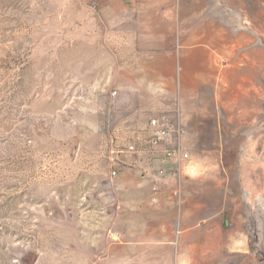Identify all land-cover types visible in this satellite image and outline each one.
Here are the masks:
<instances>
[{
    "label": "rangeland",
    "instance_id": "374dc122",
    "mask_svg": "<svg viewBox=\"0 0 264 264\" xmlns=\"http://www.w3.org/2000/svg\"><path fill=\"white\" fill-rule=\"evenodd\" d=\"M263 13L264 0H0V264H264ZM154 119L189 155L148 169L182 172L165 196L130 185Z\"/></svg>",
    "mask_w": 264,
    "mask_h": 264
},
{
    "label": "built area",
    "instance_id": "2783aa9c",
    "mask_svg": "<svg viewBox=\"0 0 264 264\" xmlns=\"http://www.w3.org/2000/svg\"><path fill=\"white\" fill-rule=\"evenodd\" d=\"M149 129L152 132L151 139L142 145L143 149L140 152L141 160L139 172H144L154 164L164 166L174 160H189L188 154L183 153L180 150L170 148L172 140L181 133V130L160 123L157 119L151 120L149 122ZM132 150L133 147H130L129 151ZM111 175L115 177L116 172L113 171ZM161 177L162 175L160 173L156 176L158 179ZM154 190H157L156 186L154 187Z\"/></svg>",
    "mask_w": 264,
    "mask_h": 264
},
{
    "label": "bare ground",
    "instance_id": "6f19581e",
    "mask_svg": "<svg viewBox=\"0 0 264 264\" xmlns=\"http://www.w3.org/2000/svg\"><path fill=\"white\" fill-rule=\"evenodd\" d=\"M263 14H264V13H263ZM246 24H247V23H246ZM220 31H221V30H220ZM222 32H223V31H222ZM213 33H214V32H213ZM218 33H219V32H218ZM259 34H260V32H259ZM218 35H219V34H218ZM215 36H216V34H215ZM225 36H226V35H225ZM242 36H243V35H242ZM261 36H262V35H261ZM263 37H264V35H263ZM199 38H200V37H199ZM213 38H214V37H213ZM216 38H217V37H216ZM226 38H227V36H226ZM252 39H253V38H252ZM196 40H197V39H196ZM247 40H248V36H247ZM208 41H209V40H208ZM234 41H235V40H234ZM234 41H233V42H230V43H231L230 46L232 45V43H233L234 45H232L231 47H225V48H226V52L229 53L228 57L230 56V54L233 55V54L235 53V51H236L235 48L239 46V45H238L239 43L236 44ZM245 41H246V40H245ZM248 41H249V40H248ZM208 43H209V42H208ZM225 43H227V42H225ZM255 43H256V42H255ZM263 43H264V38H263ZM203 45H204V44H203ZM227 45H228V44H227ZM250 45H251V43H250ZM240 46H241V44H240ZM240 46H239V47H240ZM244 46H245V45H244ZM240 48H241V47H240ZM243 48H244V47H243ZM238 49H239V48H238ZM260 52H261V51H258V49H257L256 51H254L255 55H257V56H259V53H260ZM247 54H248V53H247ZM234 55H235V54H234ZM245 55H246V54H245ZM242 56H244V55H242ZM242 56H241V57H242ZM257 56H256V57H257ZM223 57H224V56H223ZM239 57H240V56H239ZM247 57H248V55H247ZM211 58H212V57H211ZM216 58H217V57H216ZM216 58H215V59H216ZM220 58H221V57H220ZM229 58H230V57H229ZM252 58H253V60H252ZM252 58H251L252 61L250 60V61H251V64H250V62H249V60H248V62H249L250 65L247 63L246 59H244V60H245L244 64L246 63L247 65H246V64H245V65H246V66L249 65L248 67H250V70H248V71L250 72L251 76H252V77H250V78H253V77H260V69H258V68L256 69L255 67H253V64L260 63V60H259V62L257 61V62L255 63V59H254V57H252ZM257 58H258V57H257ZM217 59H218V58H217ZM217 59H216V60H212V61H213V64H214V63L217 64V63L219 62V60H217ZM232 59H233V58H232ZM248 59H249V57H248ZM240 60H241V59H239L238 62L235 63L234 65H229V64H230V63H229L228 65L225 66L224 69H222V67H221V69L223 70V73H222V71H221L220 69H218L217 72H218V74H219L218 77L220 78V79H219L220 83L224 82V81H223V77H224V76H225V77H226V75H227V77L229 76V75H228V72H230V71H232V70H241V68H242V66H243L244 64H243V65L241 66V68H240V65L242 64ZM263 60H264V59H263ZM242 61H243V60H242ZM261 61H262V60H261ZM240 63H241V64H240ZM261 63H262V62H261ZM172 64H173V63H172ZM226 64H227V63H226ZM245 65H244V66H245ZM257 67H258V66H257ZM263 67H264V66H263ZM243 68H244V67H243ZM216 69H217V68H216ZM208 70H209V69H208ZM242 70H244V69H242ZM261 70H262V69H261ZM243 72H246V70L243 71ZM200 73H201V72H200ZM230 73H231V72H230ZM230 73H229V74H230ZM231 74H232V73H231ZM237 74H238V73H237ZM199 75H200V74H199ZM248 75H249V74H248ZM261 75H262V74H261ZM209 76H210V75H209ZM234 76H235V75H234ZM204 77H205V76H204ZM225 77H224V78H225ZM235 77H237V76H235ZM241 77H242V76H241ZM248 77H249V76H248ZM262 77H263V76H262ZM231 78H232V77H231ZM215 79H216V78H215ZM217 80H218V79H217ZM226 80H227V79H226ZM230 80H231V79H230ZM233 80H234V79H233ZM233 80H232V82H233ZM226 82H227V81H226ZM228 82H229V81H228ZM208 83H209V82H208ZM220 83H219V84H220ZM224 83H225V82H224ZM215 84H216V83H215ZM251 84H252V83H251ZM223 85H224V84H223ZM215 86H216V85H215ZM219 86H221V84H220ZM226 87L228 88V86H226ZM256 87H257V86H256ZM227 88H226V89H227ZM252 89H253V88H252Z\"/></svg>",
    "mask_w": 264,
    "mask_h": 264
},
{
    "label": "crops",
    "instance_id": "0c3cea01",
    "mask_svg": "<svg viewBox=\"0 0 264 264\" xmlns=\"http://www.w3.org/2000/svg\"><path fill=\"white\" fill-rule=\"evenodd\" d=\"M241 76H242V74H241ZM241 79H242V77H241ZM174 161L177 162L178 160H174ZM172 164H174V163H172ZM137 174L140 175V176H144V179L141 178V180H145V181H141L140 178H139V181H133L132 180L131 181V184H130L132 188H135L136 185H139L142 188H146V185H147L146 182L148 181L147 179L150 178L153 182L154 181H159V184L156 183V187H157V190H160V192H158V194L163 195V196H165L166 194L168 195L169 194V191L171 189H174L176 187V185H178V183H177L178 181H174V180H178V179H182L183 178L181 176L182 175V172L181 171H178L177 177H175V176H168V177H165L162 180L157 179L154 176V174H152V172L149 171L148 169L145 170L144 172H138ZM131 178L134 179V180L136 179L134 177H131ZM163 199H164V197H163ZM169 226H170V224L168 222H164L163 223V228L164 229H167Z\"/></svg>",
    "mask_w": 264,
    "mask_h": 264
}]
</instances>
